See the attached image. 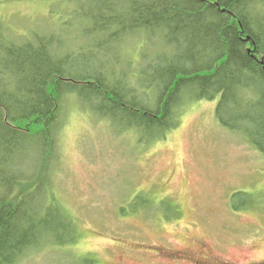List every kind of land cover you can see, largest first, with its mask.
<instances>
[{"label": "trees", "instance_id": "obj_1", "mask_svg": "<svg viewBox=\"0 0 264 264\" xmlns=\"http://www.w3.org/2000/svg\"><path fill=\"white\" fill-rule=\"evenodd\" d=\"M47 5L28 30L17 26L23 18L15 26L0 18V264L81 238L80 222L53 192L60 135L80 106L131 130L146 149L167 138L189 103L215 101L218 123L264 157V0ZM140 195L135 201L154 212ZM255 201L245 192L230 197L235 210Z\"/></svg>", "mask_w": 264, "mask_h": 264}, {"label": "rangeland", "instance_id": "obj_2", "mask_svg": "<svg viewBox=\"0 0 264 264\" xmlns=\"http://www.w3.org/2000/svg\"><path fill=\"white\" fill-rule=\"evenodd\" d=\"M50 1L0 0V18L13 26L23 18L29 22L17 26L28 30ZM214 105L189 103L167 138L145 150L131 130L75 110L60 135L53 192L82 236L18 264H264V157L218 123ZM235 192L256 200L253 208L233 209ZM138 195L157 209L145 211ZM161 199L178 204L179 214L162 209Z\"/></svg>", "mask_w": 264, "mask_h": 264}, {"label": "flooded vegetation", "instance_id": "obj_3", "mask_svg": "<svg viewBox=\"0 0 264 264\" xmlns=\"http://www.w3.org/2000/svg\"><path fill=\"white\" fill-rule=\"evenodd\" d=\"M177 252H179V251H177ZM193 264H200V263L198 261H194Z\"/></svg>", "mask_w": 264, "mask_h": 264}]
</instances>
